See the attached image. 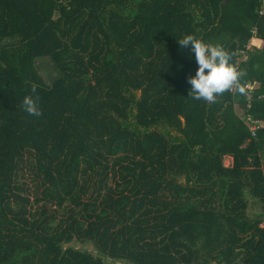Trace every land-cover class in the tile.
<instances>
[{
	"label": "trees",
	"instance_id": "trees-1",
	"mask_svg": "<svg viewBox=\"0 0 264 264\" xmlns=\"http://www.w3.org/2000/svg\"><path fill=\"white\" fill-rule=\"evenodd\" d=\"M260 4L0 0V264H115L74 240L131 264H264ZM186 34L233 64L249 41L255 137L241 93L189 97ZM33 83L39 118L21 107Z\"/></svg>",
	"mask_w": 264,
	"mask_h": 264
},
{
	"label": "clouds",
	"instance_id": "clouds-1",
	"mask_svg": "<svg viewBox=\"0 0 264 264\" xmlns=\"http://www.w3.org/2000/svg\"><path fill=\"white\" fill-rule=\"evenodd\" d=\"M181 48L190 49L197 65L195 74L188 76L186 82L191 86L189 97L193 100L215 104L217 97L233 90L243 94L244 87L240 81L245 73L237 68L232 61V53L221 44L206 43L193 34H186L178 39ZM38 85L33 83L29 95H25L21 102L24 112L33 117L43 115L40 107ZM237 111L240 110L235 104Z\"/></svg>",
	"mask_w": 264,
	"mask_h": 264
},
{
	"label": "built area",
	"instance_id": "built-area-1",
	"mask_svg": "<svg viewBox=\"0 0 264 264\" xmlns=\"http://www.w3.org/2000/svg\"><path fill=\"white\" fill-rule=\"evenodd\" d=\"M258 14L263 16L264 15V0H261V4L258 8ZM252 34L255 35L256 32V28H253L251 30ZM249 41H247L245 43V45L243 46L242 49H240L239 54L237 55V62H236V66L238 68V63L240 60H243L246 58L247 55V50H249V45H248ZM256 81L255 80H247L244 82V84L242 85L245 89V92L242 94L243 96V101H244V108L240 107V110H242L241 115H239L243 121L244 124L246 125V128L248 130L249 133V138L250 137H255L256 133L258 132L259 128L262 125L261 120L253 117L250 113H247V109L250 106V101L252 99V90L253 88H255L256 86ZM231 93H233V95H236L237 91L233 90ZM240 113V112H239ZM233 164V159L232 156L230 155H224L223 156V166L224 167H231Z\"/></svg>",
	"mask_w": 264,
	"mask_h": 264
},
{
	"label": "rangeland",
	"instance_id": "rangeland-1",
	"mask_svg": "<svg viewBox=\"0 0 264 264\" xmlns=\"http://www.w3.org/2000/svg\"><path fill=\"white\" fill-rule=\"evenodd\" d=\"M43 75H44V73H43ZM238 112H240V113H238V115H241L242 110H239ZM182 180H184V178ZM247 202H248L247 212L249 215L258 214V212L261 211V203L257 202V199L251 197L250 195H247ZM67 245L74 247L76 249L78 248L80 250L88 251L90 253H93L94 255H100V256H102V258L104 259V261L106 263L131 264L124 259H113V258H110V257H107V256L100 254L98 251L95 250V247L91 243H87V242L86 243H80V242L74 240ZM205 264H214V261L210 260Z\"/></svg>",
	"mask_w": 264,
	"mask_h": 264
},
{
	"label": "water",
	"instance_id": "water-1",
	"mask_svg": "<svg viewBox=\"0 0 264 264\" xmlns=\"http://www.w3.org/2000/svg\"><path fill=\"white\" fill-rule=\"evenodd\" d=\"M183 178H184V176L181 177V179H183Z\"/></svg>",
	"mask_w": 264,
	"mask_h": 264
}]
</instances>
